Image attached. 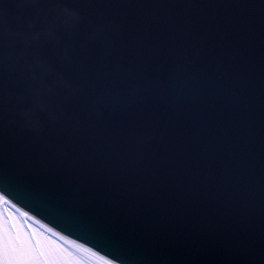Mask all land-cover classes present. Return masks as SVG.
Masks as SVG:
<instances>
[{"label": "snow or ice", "instance_id": "1", "mask_svg": "<svg viewBox=\"0 0 264 264\" xmlns=\"http://www.w3.org/2000/svg\"><path fill=\"white\" fill-rule=\"evenodd\" d=\"M41 5L52 13L55 44L10 43L0 28V196L39 220L10 190L34 177L93 211L134 255L54 225L74 243L38 237L18 217L0 218V264H264V222L253 211L264 77L249 57L264 5L230 4L223 24L208 0ZM59 5L80 14L78 26L54 15ZM37 55L55 70L36 78ZM191 89L192 107L183 102Z\"/></svg>", "mask_w": 264, "mask_h": 264}, {"label": "water", "instance_id": "2", "mask_svg": "<svg viewBox=\"0 0 264 264\" xmlns=\"http://www.w3.org/2000/svg\"><path fill=\"white\" fill-rule=\"evenodd\" d=\"M145 2H149V0H145ZM208 2L215 5L211 12L213 18L221 24L230 18L229 14L232 11L229 7L230 4L242 2L264 5V0H208ZM51 15L50 10L42 7L41 0H0V28H3L8 35L10 43L17 38H24L30 43L46 41L49 44H55L59 37L55 29L51 27ZM54 15L65 21L69 29L78 26L81 22L80 14L69 5L57 6ZM58 51L61 54L65 53L67 51L66 46L61 44ZM249 57L254 62L259 80V78L264 77V15L259 9L251 33ZM54 70V66L42 57L38 55L34 57L31 71L36 78H39L43 73ZM184 90L185 86L180 82H177L173 87L177 96ZM197 97L198 92L191 89L183 98V102L190 107L195 106L199 102ZM46 107V105H41L43 110H46ZM255 107L256 159L254 162L253 211L257 225H260L264 222V110L261 109L259 96ZM23 119L30 126H40V122L32 113H24ZM158 153V148L151 150L146 153V158L152 159ZM12 189L19 193L22 205L35 212L40 217L39 221L48 227L54 225L74 238L89 241L105 251L113 252L124 258L131 259L133 257L134 250L131 246L127 244L121 246L120 243L116 242L119 237L108 231L93 211L84 208L71 197L54 194L42 182L27 176L15 180L10 190Z\"/></svg>", "mask_w": 264, "mask_h": 264}, {"label": "rangeland", "instance_id": "3", "mask_svg": "<svg viewBox=\"0 0 264 264\" xmlns=\"http://www.w3.org/2000/svg\"><path fill=\"white\" fill-rule=\"evenodd\" d=\"M19 218L21 222L25 224L26 227L31 225L30 231H34L38 237H43L46 239H53L60 243L64 244H71V242L65 240L64 238L60 237L59 235L51 232L50 230L43 227L37 221L31 219L28 216L22 214L17 208L14 206H10L9 203L3 201L0 197V218Z\"/></svg>", "mask_w": 264, "mask_h": 264}, {"label": "bare ground", "instance_id": "4", "mask_svg": "<svg viewBox=\"0 0 264 264\" xmlns=\"http://www.w3.org/2000/svg\"><path fill=\"white\" fill-rule=\"evenodd\" d=\"M0 197H1V196H0ZM2 200H3V201H6L7 203H9L5 198H2ZM17 209H18V208H17ZM18 210L21 212L20 209H18ZM28 217H30L31 219L37 221L39 224H41L43 227H45L46 229L50 230L51 232H53V233L59 235L56 231H54L53 229H51V228L48 227L47 225L41 223V222H40L39 220H37L36 218H34V217H32V216H28ZM59 236H60V235H59ZM60 237H61V236H60ZM62 238H64L65 240L69 241L68 238H66V237H62ZM69 242L74 243V241H69Z\"/></svg>", "mask_w": 264, "mask_h": 264}]
</instances>
